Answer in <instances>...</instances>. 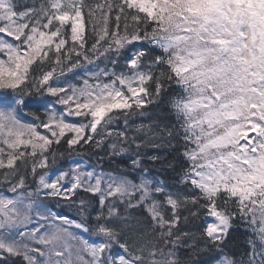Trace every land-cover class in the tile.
<instances>
[{
  "label": "snow or ice",
  "instance_id": "snow-or-ice-1",
  "mask_svg": "<svg viewBox=\"0 0 264 264\" xmlns=\"http://www.w3.org/2000/svg\"><path fill=\"white\" fill-rule=\"evenodd\" d=\"M0 264H264V0H0Z\"/></svg>",
  "mask_w": 264,
  "mask_h": 264
},
{
  "label": "trees",
  "instance_id": "trees-1",
  "mask_svg": "<svg viewBox=\"0 0 264 264\" xmlns=\"http://www.w3.org/2000/svg\"><path fill=\"white\" fill-rule=\"evenodd\" d=\"M84 65H85L84 67L77 69L78 73H81L80 71L82 70L88 76L89 70H93V71L98 70L97 67L90 68L93 65L96 66L95 63L87 64V62H84ZM88 66L89 68H87ZM99 67L103 68L105 67V64L99 63ZM108 67H111V65H108ZM85 69H88V70L86 71ZM80 75H83V76L82 77L80 76L78 79L82 80L83 78H86L85 74H80ZM73 82H77V81L74 80ZM26 112L21 113L20 115L23 118L24 122L30 123L32 121V117L27 115ZM40 114L43 116V110H41ZM158 114H160L159 109H152L146 116L140 119H137L136 123L139 124L143 122L147 124L149 123L150 118H155ZM123 127H124L123 121H121L120 124L113 126L114 130H117V131L122 129ZM41 131L43 132L44 130L41 129ZM109 151L110 149H108L106 145L101 148H96V147L89 148L88 146L85 145L82 148L78 147L73 152H68L67 145L61 142V145L58 148V152L63 153V156L57 159V163L53 167L67 169L69 167H74L76 163H79L82 169L92 170L94 168L97 172L101 170L111 171L112 169H117L118 167L121 169L125 168L126 164L124 162V158L116 157L115 159H110L109 156L106 155V153ZM127 163L130 164V161H128ZM29 179H31V177ZM70 215L74 216L75 214L70 213ZM233 235L235 239L233 241V245L231 246L232 251L237 252V253L243 252L247 246L245 243L247 234L244 232L243 226L242 225L237 226V230Z\"/></svg>",
  "mask_w": 264,
  "mask_h": 264
},
{
  "label": "rangeland",
  "instance_id": "rangeland-1",
  "mask_svg": "<svg viewBox=\"0 0 264 264\" xmlns=\"http://www.w3.org/2000/svg\"><path fill=\"white\" fill-rule=\"evenodd\" d=\"M94 67H96L95 65H93V66H91L90 68H94ZM87 68H89V66L87 67ZM86 71L88 70V69H85ZM89 71H93V70H89ZM88 71V72H89ZM81 73H79V77L81 76H83V75H80V74H85L86 75V73L85 72H83L82 70L80 71ZM86 78H88V76L86 75Z\"/></svg>",
  "mask_w": 264,
  "mask_h": 264
}]
</instances>
